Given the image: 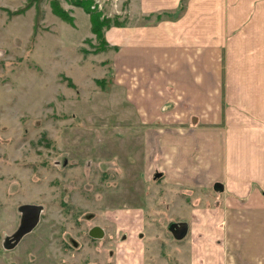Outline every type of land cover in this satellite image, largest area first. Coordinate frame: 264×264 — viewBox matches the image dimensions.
I'll return each instance as SVG.
<instances>
[{"label": "rangeland", "instance_id": "obj_1", "mask_svg": "<svg viewBox=\"0 0 264 264\" xmlns=\"http://www.w3.org/2000/svg\"><path fill=\"white\" fill-rule=\"evenodd\" d=\"M74 1L0 0V264H186L187 253L176 249L167 221L195 228L193 216L205 204L218 217L220 193L194 187L183 200L163 171L151 169L145 138L167 132V113L156 123L139 121L114 80L113 50L101 51L88 15ZM86 1L99 21L108 19L105 30L125 23L127 15L120 13L129 0ZM51 2L72 25L53 13ZM210 115L208 127L220 125ZM190 127L204 138L200 150L207 148L214 162L221 155L219 135L228 136L231 145L237 141L226 122L204 133L198 119ZM198 158L199 168H205V156ZM212 175H218L217 167ZM23 204L43 206L39 223L14 250L5 251L2 238L18 226L17 207ZM138 212L143 220L136 225L130 216L137 218ZM94 226L103 230L101 238L88 236ZM211 231L207 235L215 244L217 230Z\"/></svg>", "mask_w": 264, "mask_h": 264}, {"label": "crops", "instance_id": "obj_2", "mask_svg": "<svg viewBox=\"0 0 264 264\" xmlns=\"http://www.w3.org/2000/svg\"><path fill=\"white\" fill-rule=\"evenodd\" d=\"M181 1H128L120 13L127 15L125 23L104 31L113 50L114 80L142 124L159 122L167 113V132L145 138L151 169L163 171L183 200L194 187L199 193L208 186L220 193L214 208L218 217L205 204L192 215L195 228L167 221V227L187 225V243L181 241L185 236L176 240L166 229L176 249L186 251V264H264V0H185L178 10ZM182 114L189 126L175 122ZM208 115L237 135L232 145L225 134L217 137L221 155H215L216 162L207 148L200 150L204 138L188 130L192 119L200 121V132L218 129L208 127ZM200 155L206 160L201 169ZM216 167L218 177L234 183L214 179ZM217 184L221 189L214 188ZM136 216L130 217L139 225L143 213ZM215 229L213 244L207 234Z\"/></svg>", "mask_w": 264, "mask_h": 264}, {"label": "water", "instance_id": "obj_3", "mask_svg": "<svg viewBox=\"0 0 264 264\" xmlns=\"http://www.w3.org/2000/svg\"><path fill=\"white\" fill-rule=\"evenodd\" d=\"M215 187L221 189L220 184L215 185L214 188ZM41 208L42 207L39 205H23L19 207V211L22 214L19 228L15 234H13V239H15V241H18L24 234L28 233L35 227L39 219ZM167 229L174 239L180 240L187 232V225L185 223H170ZM88 235L92 238H101L103 231L101 228L95 226L89 230Z\"/></svg>", "mask_w": 264, "mask_h": 264}, {"label": "trees", "instance_id": "obj_4", "mask_svg": "<svg viewBox=\"0 0 264 264\" xmlns=\"http://www.w3.org/2000/svg\"><path fill=\"white\" fill-rule=\"evenodd\" d=\"M51 3H52L51 5H52L53 13L58 18H60L62 21L68 23L69 25H72L73 19L70 18L64 10L57 7L56 2H51ZM73 5H75L77 7H81L82 10L88 15L90 32H92L95 35V37H97L101 41V43H102V47L100 48L101 51L105 50L107 48V44H106V41L104 38V31L107 27L110 26L108 19H104L102 21H99V14L95 13L93 10L90 9L89 1L75 0ZM179 8H181V7H179ZM21 13H23V12H21ZM158 17H159V15L156 16V18H158ZM96 50H97V48H93L92 52L96 53ZM73 87H74V85H73Z\"/></svg>", "mask_w": 264, "mask_h": 264}, {"label": "flooded vegetation", "instance_id": "obj_5", "mask_svg": "<svg viewBox=\"0 0 264 264\" xmlns=\"http://www.w3.org/2000/svg\"><path fill=\"white\" fill-rule=\"evenodd\" d=\"M155 176H157V173L156 174H154V177ZM23 205H35V204H23ZM23 205H19L18 207H17V210H18V212H19V214H20V216H19V221H18V226L13 230V232L11 233V234H9V235H5V236H3V238H2V241H1V244H2V248L6 251H12V250H14L16 247H17V245L26 237V236H28L29 234H31L32 232H33V230H35V228L37 227V225H38V223H39V220H40V215H41V212H42V210H43V206H41V205H39V206H41L42 208H41V211H40V214H39V219H38V222H37V224L35 225V227L31 230V231H29L28 233H26V234H24L18 241H15V239H13V234H15V232L17 231V229L19 228V225H20V221H21V212L19 211V207L20 206H23ZM95 227V226H94ZM98 227V226H97ZM93 228V227H92ZM100 228V227H99ZM91 229V228H90ZM89 229V230H90ZM103 231V230H102ZM89 232V231H88ZM89 236V235H88ZM90 237V236H89ZM92 238V237H91Z\"/></svg>", "mask_w": 264, "mask_h": 264}]
</instances>
